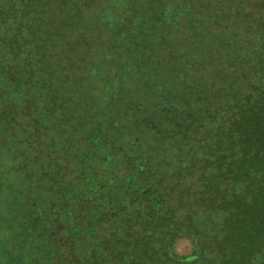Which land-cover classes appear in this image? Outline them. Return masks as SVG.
<instances>
[{"label":"trees","instance_id":"1","mask_svg":"<svg viewBox=\"0 0 264 264\" xmlns=\"http://www.w3.org/2000/svg\"><path fill=\"white\" fill-rule=\"evenodd\" d=\"M106 55L163 77L164 100L187 91L157 115L137 107L143 145L107 125L84 145ZM114 98L108 123L131 114ZM7 145L0 162L14 150L25 179L62 185V264H264V0H0Z\"/></svg>","mask_w":264,"mask_h":264},{"label":"rangeland","instance_id":"2","mask_svg":"<svg viewBox=\"0 0 264 264\" xmlns=\"http://www.w3.org/2000/svg\"><path fill=\"white\" fill-rule=\"evenodd\" d=\"M106 57L115 59L112 68L111 63L103 66L104 70L110 72L108 77L91 79L93 84L100 85L104 90L103 95L97 96L101 99V103L98 106L95 122H91L85 112L81 113L84 116H79L77 121L90 127L80 132L84 138L90 136L89 142L84 145L88 150L102 147L103 141L94 143L91 136L95 133L94 128L100 129L104 125L120 133L119 140L123 139L128 144L138 138V143L143 145L147 141L148 130L142 126L144 120H139L136 116L139 113L137 107L145 115H150L152 112L157 115L167 104L174 105L176 102L184 105L183 100L187 98L185 93L187 91L177 92L176 96L166 93L168 100H164L163 77H152L149 79L151 82L148 83L147 74H140L138 77L131 72H136V69L140 70V68H132L124 55L117 57L106 55ZM99 60L102 58L99 57ZM125 70L132 74L125 73ZM122 72L124 73L121 74ZM103 73L99 70L97 75ZM123 77H126V82ZM115 96L118 99L117 104L125 107L126 103L131 114L126 113L122 121L113 118L112 122L108 123L110 121L103 118L102 113H112L107 101L115 103ZM7 149L8 145L5 148L0 147L2 152ZM12 152L14 157L10 162L3 159L0 162V171H2L0 173V264H62L66 251L64 246L62 247V240L55 239L56 234H62V198L58 196L61 194L62 185H56L57 180L54 184L50 182L49 173L45 170L33 181L25 179L22 174L24 170L21 168L23 156L14 150ZM173 249L179 255H189L193 252V241L188 237H180L173 243Z\"/></svg>","mask_w":264,"mask_h":264}]
</instances>
